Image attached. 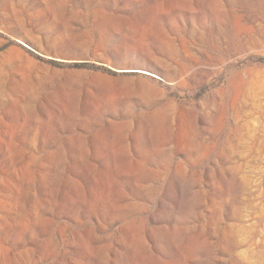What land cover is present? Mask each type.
I'll return each instance as SVG.
<instances>
[{
    "label": "rangeland",
    "instance_id": "rangeland-1",
    "mask_svg": "<svg viewBox=\"0 0 264 264\" xmlns=\"http://www.w3.org/2000/svg\"><path fill=\"white\" fill-rule=\"evenodd\" d=\"M0 264H264V0H0Z\"/></svg>",
    "mask_w": 264,
    "mask_h": 264
}]
</instances>
